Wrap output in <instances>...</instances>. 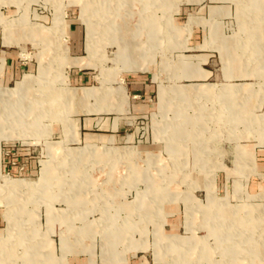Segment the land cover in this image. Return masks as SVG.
<instances>
[{
  "label": "rangeland",
  "instance_id": "1",
  "mask_svg": "<svg viewBox=\"0 0 264 264\" xmlns=\"http://www.w3.org/2000/svg\"><path fill=\"white\" fill-rule=\"evenodd\" d=\"M211 1L235 7L221 22L222 38L215 36L219 75L180 82V71L201 72L178 57L195 22L182 32L172 21L182 0H0V40L24 68L5 86L0 63V158L13 144L14 158L22 153L33 161L21 177L0 165V264H67L75 252L91 264H112L126 249L110 228L128 216L123 224L136 225L139 239H160L164 198L172 193L179 219L221 218L218 233H206V240L264 243V0ZM74 26L86 35L83 58L70 53ZM88 27L95 32L90 42ZM134 34L141 47L120 56ZM73 67L95 70L81 81ZM134 70L153 72L161 86L153 114L140 120L139 142L120 145L135 153L70 145L78 140L67 117L123 111L125 93L111 84L120 86L124 71ZM112 97L118 105L104 106ZM56 121L63 122L66 141L51 135ZM10 182L18 189L9 190ZM109 190L124 199L111 200ZM190 196L223 207L221 216L204 213L207 207L194 206ZM166 239L171 245L184 240ZM155 252L178 256L180 250L154 246L141 255ZM217 255L225 264V255Z\"/></svg>",
  "mask_w": 264,
  "mask_h": 264
},
{
  "label": "crops",
  "instance_id": "2",
  "mask_svg": "<svg viewBox=\"0 0 264 264\" xmlns=\"http://www.w3.org/2000/svg\"><path fill=\"white\" fill-rule=\"evenodd\" d=\"M234 8L235 7L228 2L219 3L217 1L212 2L211 0H182L178 12L172 17V21L174 19L177 20L179 24H182V26H179V28L182 29V32L184 30L186 31L191 18H193L195 22L192 24L190 37L187 39V42H191L186 44L185 48L183 47V49H181L185 54H179L178 57L181 55V60L197 65L201 72L196 76L192 75L193 77H189L187 72L180 71L176 80H180V82L196 80L209 81L218 77L220 64L218 50L220 49L217 44H214L215 36L222 38L221 22L229 19L228 16L233 14L235 10ZM70 34L72 35L70 41V53L73 55L72 57H85L86 35H83L78 26L71 27ZM13 55V51H10L9 48L3 44L2 38V41L0 40V63L2 60L5 62L4 70L1 75L2 82L5 86H10L14 77L19 74V66H22L17 60L18 58L15 60ZM168 55L169 54H167V56ZM22 69L24 70V68ZM72 69L77 72L75 79L81 81L88 78V74L95 70L93 68L79 67H73ZM235 69H239V66ZM147 71L148 70L124 71L129 74L123 76L120 81V86L113 87L111 84L112 88H122L125 93L126 102L123 105V111L90 114L81 112L75 115L72 119L67 117L68 122L76 127L75 138L78 140L75 143H70V145L82 143L84 144L82 146H85L91 144L99 151L116 149L119 152H123L125 149H129L130 152L135 153V150H132L133 146L120 145L126 142H139V138L144 134L143 132L142 136H140L141 129H143L138 127L139 124H143L140 120L153 114L152 112L156 105V97L154 94H158V90L161 87L154 80L156 75L153 72ZM14 73H16L15 76ZM233 78L238 79V77ZM92 103H95V101L89 102V104ZM158 104L159 102L157 101V105ZM103 105L117 106L118 102L116 98L112 97L108 102H104ZM51 135H53L54 138L60 139V141H66L68 139L62 121H56L53 123ZM4 147V153L2 152L0 158L1 171L7 173L9 176L12 173H15L16 176L19 177L26 174L29 175V170L32 169L31 164L33 161H31L30 158L24 157V154L22 153H19L18 158H14L16 155L15 151L19 149H16L13 144L5 145ZM262 152H264V150ZM10 153L12 154L11 156L9 155ZM259 160L262 161L260 164L264 165V154L261 155ZM40 161H36V165L37 163L40 165ZM108 195L113 201L124 199V196L117 190H111ZM216 196L218 197V195ZM190 197V201H195L194 206L196 205L203 208L207 207L206 209H203L204 213H216L221 216L220 210L223 207L218 208L215 204L211 203H209L208 206L205 204L200 205V199L198 197ZM218 198L224 199V197ZM164 199L165 208L163 206L162 215L165 216V224L159 232L160 239L157 240L156 235L152 237L153 240L150 239L149 243L147 242V238L139 239V229L136 225L123 224L124 221L128 219V216H125L124 218L122 217V219H120L122 220V223L116 224L110 228L109 232L112 231V233H116L119 236L118 239L114 241L120 242V240H123L125 244L122 247L126 249V252L118 258V261L112 264H219L220 256L217 255L218 253H223L227 258L225 264H230L229 262H231V264H264L263 242L254 246L253 244L251 245V243H240L229 240L220 243L206 240V233H208L209 236L218 233V230L216 231V229L217 226H221L222 220L219 221L221 218L219 219V217H217L208 220L206 215L207 219H205L203 223L194 222V219L186 221L182 218L181 220L177 217V210H175L177 208L174 206V201L177 197L172 193L165 195ZM121 204L124 205L123 202ZM226 207L229 206L226 205ZM232 210H236V208L230 206L229 211ZM209 221L212 222L210 226ZM150 225L151 228L149 231L154 234L156 231L155 226H153L152 223ZM168 236H181L184 240L181 243L171 245L170 243H167L168 240L166 237ZM151 240L153 242H151ZM142 245L145 246V249L138 250L137 248H140ZM154 246L155 248H158L159 246L164 247L167 250H171L172 253L175 252V250H180V252L178 256L175 254L172 256L167 254V256L164 257L159 255L158 252H155L154 255L151 253L149 256L141 255L144 250H148L149 247L154 248ZM243 249L246 251H242ZM189 253L194 254H191V256ZM76 254L77 252H75V256L72 255L67 257L66 263L91 264V259L84 260V258L79 257ZM195 254L196 257H194ZM122 256L126 258L124 262H121Z\"/></svg>",
  "mask_w": 264,
  "mask_h": 264
},
{
  "label": "bare ground",
  "instance_id": "3",
  "mask_svg": "<svg viewBox=\"0 0 264 264\" xmlns=\"http://www.w3.org/2000/svg\"><path fill=\"white\" fill-rule=\"evenodd\" d=\"M108 23H110L111 24V21L110 22H108ZM140 24L142 25V26H140V27H138L139 28V31H140V28L141 27H143V25H144V23H143V21H141L140 22ZM139 24V25H140ZM119 29V28H118ZM120 33V32H119ZM94 35H95V32L91 29L90 30V28L88 27V40H89V42L91 41V40H93V38H94ZM136 34H134V36H133V39H130V40H128L125 44H124V47L123 48H120L119 49V55L120 56H128L130 53H131V51H133V50H135L136 48H138V47H141V45L139 44V43H137V40H136ZM129 42H132V44L130 45L129 44ZM90 44V43H89ZM136 44V45H135ZM90 47H92L91 45L88 47V50H89V53L91 54V56H92V52H90ZM134 58V57H133ZM130 63H131V61H130ZM87 92V91H86ZM92 93V92H91ZM178 93H180L179 91L177 92V94ZM230 94V93H229ZM227 96H228V92H227ZM7 188L9 189V190H16V189H18V185L17 184H15V183H8L7 184ZM30 189V188H29ZM1 238V237H0ZM36 256V255H35Z\"/></svg>",
  "mask_w": 264,
  "mask_h": 264
}]
</instances>
